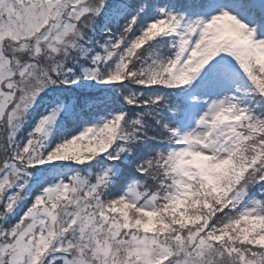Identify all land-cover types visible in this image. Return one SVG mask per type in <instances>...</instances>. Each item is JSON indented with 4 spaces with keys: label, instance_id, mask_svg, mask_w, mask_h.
<instances>
[{
    "label": "snow or ice",
    "instance_id": "1",
    "mask_svg": "<svg viewBox=\"0 0 264 264\" xmlns=\"http://www.w3.org/2000/svg\"><path fill=\"white\" fill-rule=\"evenodd\" d=\"M0 264H264V0H0Z\"/></svg>",
    "mask_w": 264,
    "mask_h": 264
}]
</instances>
